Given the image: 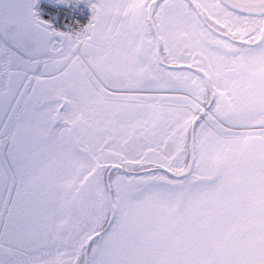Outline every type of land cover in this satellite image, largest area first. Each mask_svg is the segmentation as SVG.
<instances>
[{
	"label": "snow or ice",
	"instance_id": "1",
	"mask_svg": "<svg viewBox=\"0 0 264 264\" xmlns=\"http://www.w3.org/2000/svg\"><path fill=\"white\" fill-rule=\"evenodd\" d=\"M0 264H264V0H0Z\"/></svg>",
	"mask_w": 264,
	"mask_h": 264
}]
</instances>
